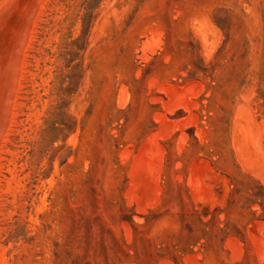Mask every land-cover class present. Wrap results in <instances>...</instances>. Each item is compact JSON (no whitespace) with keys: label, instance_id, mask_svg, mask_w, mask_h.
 I'll return each instance as SVG.
<instances>
[{"label":"rangeland","instance_id":"1","mask_svg":"<svg viewBox=\"0 0 264 264\" xmlns=\"http://www.w3.org/2000/svg\"><path fill=\"white\" fill-rule=\"evenodd\" d=\"M0 264H264V0H43Z\"/></svg>","mask_w":264,"mask_h":264},{"label":"water","instance_id":"2","mask_svg":"<svg viewBox=\"0 0 264 264\" xmlns=\"http://www.w3.org/2000/svg\"><path fill=\"white\" fill-rule=\"evenodd\" d=\"M43 0H6L0 7V139L14 95L23 41Z\"/></svg>","mask_w":264,"mask_h":264}]
</instances>
